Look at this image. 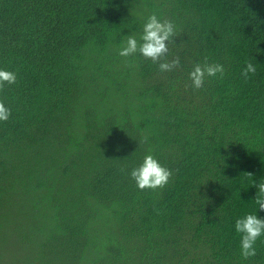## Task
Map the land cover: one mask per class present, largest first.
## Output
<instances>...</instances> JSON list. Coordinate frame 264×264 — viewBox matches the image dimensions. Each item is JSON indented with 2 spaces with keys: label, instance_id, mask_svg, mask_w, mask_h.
Returning <instances> with one entry per match:
<instances>
[{
  "label": "trees",
  "instance_id": "trees-1",
  "mask_svg": "<svg viewBox=\"0 0 264 264\" xmlns=\"http://www.w3.org/2000/svg\"><path fill=\"white\" fill-rule=\"evenodd\" d=\"M152 14L176 26L170 72L118 54ZM205 57L225 73L195 89ZM0 69L17 76L0 92L10 248L62 246L70 264H264V236L245 260L235 231L264 218V0H0ZM148 154L173 173L162 189L131 178Z\"/></svg>",
  "mask_w": 264,
  "mask_h": 264
},
{
  "label": "clouds",
  "instance_id": "clouds-1",
  "mask_svg": "<svg viewBox=\"0 0 264 264\" xmlns=\"http://www.w3.org/2000/svg\"><path fill=\"white\" fill-rule=\"evenodd\" d=\"M177 37L176 26L170 20H161L156 14H152L147 18L143 25L142 34L139 39L136 35H129L125 38V44L118 50L121 57L133 56L136 53L142 55L145 59H150L154 64H159L161 72H170L179 67V57L167 60L168 45L174 42ZM225 69L223 65L207 62L196 64L189 74L192 86L195 89H201L205 82V77H215L219 74L223 78ZM256 73V67L253 63L248 62L242 72V76L247 81L249 74ZM17 81L16 73L0 69V92L4 90V86L13 85ZM11 116V109L6 107L3 101H0V122L7 121ZM146 140V137L144 138ZM143 142V141H142ZM131 178L136 182L140 190L164 188L170 181L173 173L171 170L161 165L160 162L152 154L145 156L143 163L131 171ZM246 176L252 178L251 173ZM258 188L254 204L258 206L259 211H264V182L254 185ZM235 231L240 234L241 255L247 260L255 257L256 242L264 236V218H258L256 212L246 214L243 218L237 219L235 222Z\"/></svg>",
  "mask_w": 264,
  "mask_h": 264
},
{
  "label": "rangeland",
  "instance_id": "rangeland-1",
  "mask_svg": "<svg viewBox=\"0 0 264 264\" xmlns=\"http://www.w3.org/2000/svg\"><path fill=\"white\" fill-rule=\"evenodd\" d=\"M0 225L4 228V233L0 231V264H59L60 262L70 264V258L63 254L62 246L39 250L28 249L26 247L29 246L21 244L19 249L10 248L11 242H15L13 243L15 246L20 244L13 230L16 225L11 218L0 220Z\"/></svg>",
  "mask_w": 264,
  "mask_h": 264
}]
</instances>
